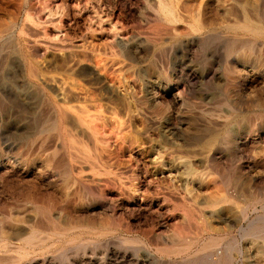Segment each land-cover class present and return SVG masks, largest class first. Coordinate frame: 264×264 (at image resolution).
<instances>
[{"label": "rangeland", "instance_id": "rangeland-1", "mask_svg": "<svg viewBox=\"0 0 264 264\" xmlns=\"http://www.w3.org/2000/svg\"><path fill=\"white\" fill-rule=\"evenodd\" d=\"M24 3L42 75L0 2V264H264V92L227 28L264 31V0Z\"/></svg>", "mask_w": 264, "mask_h": 264}, {"label": "bare ground", "instance_id": "bare-ground-1", "mask_svg": "<svg viewBox=\"0 0 264 264\" xmlns=\"http://www.w3.org/2000/svg\"><path fill=\"white\" fill-rule=\"evenodd\" d=\"M25 1H27V0H18L17 1V3L15 2V1H13V0H9V2H7L6 0H0V2L2 3V5H3V8L4 9H7V8H10V25L8 26V27H6V28H4L1 32L3 33V32H5V30H7L8 31V29H9V31H10V35H11V37H12V39L15 41V44H16V46L14 45V50L13 51H15V53H16V55H18V61H19V63H20V65H19V72H20V77H19V82H21V83H29V84H31V83H34V82H36V81H39L40 80V75H42V74H40V71H41V67H40V65H39V62H38V58H39V56H42V51H41V48H39V47H37V46H34V45H36V44H34V45H32V44H30V45H32V46H29V45H25L24 43H22V38L20 39V36L18 37V36H16V31L18 30V29H20V31L23 33V31H24V24H23V22H22V24H21V26H20V18H19V16H20V14H21V6L22 5H24L25 3ZM33 1V0H32ZM112 1V0H111ZM115 1V0H114ZM117 1V0H116ZM120 1V0H119ZM22 3H24V4H22ZM28 3V2H27ZM118 3V2H117ZM116 4V3H115ZM120 4V3H119ZM24 6H26V5H24ZM23 6V7H24ZM35 7H36V4L35 3H32L31 5H30V10H34L35 9ZM38 7V6H37ZM235 7V6H234ZM162 8L164 9V11H165V13H166V15L167 16H172V13H170V10H169V8L167 7V6H165L164 5V7L162 6ZM38 9V8H37ZM36 10V9H35ZM23 11V10H22ZM26 11V10H25ZM38 11V10H37ZM249 12V11H248ZM29 13V12H28ZM33 13H34V11H33ZM39 14V13H38ZM248 14V13H247ZM29 15V17L31 16V13H29L28 14ZM175 15V14H174ZM251 15V14H250ZM3 16V15H2ZM36 16H38V15H36ZM252 17H253V15H251ZM255 16V15H254ZM251 17V18H252ZM26 18V17H25ZM34 18V17H33ZM255 18V17H254ZM254 18H252V19H254ZM23 21H24V18H21ZM28 19V18H27ZM38 18H36V20H37ZM232 19V18H231ZM257 19V18H256ZM255 19V20H256ZM26 20V19H25ZM32 20H34V19H32ZM177 20V19H176ZM233 20V19H232ZM257 20H259V19H257ZM77 21V20H76ZM30 22H31V20H30ZM36 22V21H35ZM200 22V21H199ZM263 22V21H262ZM31 24H34V23H31ZM77 25H78V23H77ZM29 26V25H28ZM73 26H75V25H73ZM196 26V25H195ZM197 26H200V25H197ZM79 28H81V26H78ZM30 28V27H29ZM227 28L229 29V30H233V31H244V32H247L248 34H250V36L251 37H249L248 39H245V40H243V41H239L237 44H235L236 45V47L234 48V52L236 53V57H237V59L238 58H242L244 55L242 54L243 52H242V48L244 47V46H246L247 48H248V52L247 53H245V54H247V56L249 57L248 59H247V63H248V67H249V69H250V72H248L249 70H246L245 69V71L247 72V75L245 76L246 77V81H248V83H249V86L251 87V89L253 88V87H259V89L262 91V92H264V63H262V61L264 62V31L261 29V27H260V25H258V23H256V22H254V21H251L250 19H247L246 20V22L244 23V24H238V25H229V26H227ZM31 29V28H30ZM42 29V28H41ZM69 29V28H68ZM74 29V28H73ZM78 29V28H77ZM32 31L34 30L33 28L31 29ZM30 30V31H31ZM36 30V29H35ZM35 30H34V32H32V35H35V34H33V33H36L35 32ZM40 30V29H39ZM81 30H84V29H81ZM207 30H208V28H207ZM29 31V30H28ZM37 31V30H36ZM71 31V30H70ZM77 32H79L78 30H76ZM199 31H201V30H199ZM39 32V31H38ZM73 32V31H72ZM7 33V32H6ZM19 33V32H18ZM26 33V32H25ZM40 34V33H39ZM76 34V33H75ZM79 34H80V32H79ZM244 34V33H243ZM4 35H6V34H4ZM8 36H9V34H7ZM31 35V34H30ZM233 35H235V36H237V34H233ZM45 36V35H44ZM72 36V35H71ZM74 36V35H73ZM158 36V35H157ZM239 36H241V35H239ZM244 36V35H243ZM31 37V36H30ZM33 37V36H32ZM5 38V37H4ZM73 38V37H72ZM26 41H27V39H25ZM241 40V39H240ZM238 40H236V42H237ZM25 42V41H24ZM29 42V41H28ZM31 42V41H30ZM7 43V42H6ZM9 43V42H8ZM12 43H13V41H12ZM11 43V44H12ZM32 43V42H31ZM33 43H35V42H33ZM232 43V42H231ZM10 44V45H11ZM45 44V43H44ZM1 45V44H0ZM4 45V44H3ZM120 45V44H119ZM5 46V45H4ZM3 46V47H4ZM7 46V45H6ZM9 46V45H8ZM87 46V45H86ZM11 47V46H10ZM61 47V46H60ZM68 47V46H67ZM84 47L85 46H83V49H84ZM232 47V46H231ZM245 47V48H246ZM1 48V47H0ZM5 48H8V47H5ZM69 48V47H68ZM72 48H73V46H72ZM88 48V47H87ZM100 48V47H99ZM237 48H239V49H237ZM57 49H59V48H57ZM83 49H81V50H83ZM90 49V48H89ZM101 50H102V48H100ZM4 50V49H3ZM9 50V49H8ZM43 50V49H42ZM45 50V49H44ZM55 50V49H54ZM73 50H75V49H73ZM94 50V49H93ZM107 50V49H106ZM84 51H86V49L84 50ZM84 51H82V52H84ZM90 51L91 50H89V53H90ZM96 51L97 52H99L98 50H95V53H96ZM7 52V51H6ZM45 52V51H44ZM92 52V51H91ZM101 53H102V51H100ZM99 52V53H100ZM104 52V51H103ZM15 53H14V55H15ZM86 53V52H85ZM87 53H88V51H87ZM107 53V52H106ZM63 54H65V53H63ZM15 55V56H16ZM44 55V54H43ZM106 55V54H105ZM1 56V55H0ZM10 56V55H9ZM47 56V55H46ZM66 55H64V57H65ZM82 56V55H81ZM85 56H88V55H84V57ZM91 56V55H90ZM107 56V55H106ZM7 57H8V55H7V53L5 54V53H3L2 54V56L0 57L1 58V60L2 61H0L1 62V64H2V66L4 65L3 63L7 60ZM12 57H13V55H12ZM68 57H70L69 55H68ZM105 57V56H104ZM16 58H17V56H16ZM47 58V57H46ZM66 58H67V56H66ZM81 58V57H80ZM96 58H98V56L96 57ZM106 58V57H105ZM49 59V58H48ZM85 59V58H84ZM88 59H89V57H88ZM98 59H100V58H98ZM102 59V58H101ZM237 59L235 58V60H234V64H236L238 61H237ZM243 59V58H242ZM9 60V59H8ZM73 60V59H72ZM90 60V59H89ZM89 60H88V62H89ZM4 61V62H3ZM69 61V60H68ZM76 61V60H75ZM87 61V60H86ZM91 61V60H90ZM3 62V63H2ZM7 62V61H6ZM74 62V61H73ZM100 62V61H99ZM240 62H242V61H240ZM42 63H44V62H42ZM54 63V62H53ZM101 63V62H100ZM105 63V62H104ZM108 63V62H107ZM239 63V62H238ZM10 64V63H9ZM15 64V63H14ZM62 64V63H61ZM63 64H65V63H63ZM77 64V63H76ZM102 64V63H101ZM106 64V63H105ZM261 64H263V65H261ZM74 65V64H73ZM52 66V65H51ZM58 65H56V67H57ZM61 66V65H60ZM237 66H238V64H237ZM236 66V67H237ZM0 67H1V65H0ZM15 67V66H14ZM49 67V66H48ZM53 67V66H52ZM235 67V66H234ZM240 67V66H239ZM16 68V67H15ZM43 68H45V67H43ZM80 68V70H81V68L82 67H79ZM244 68V67H243ZM59 69V68H58ZM1 70V69H0ZM48 70V69H47ZM240 70V69H239ZM244 70V69H243ZM242 70V71H243ZM2 71V70H1ZM240 72V71H239ZM5 73V72H4ZM90 72H88V74H89ZM241 73V72H240ZM243 73V72H242ZM241 73V74H242ZM236 74V73H235ZM0 75H1V73H0ZM79 75V74H78ZM98 75V74H97ZM6 76V75H5ZM9 76V75H8ZM18 76V75H17ZM82 76V75H81ZM85 76V75H84ZM15 77V76H14ZM46 76H43V80L45 79V82H46V78H48V77H46ZM68 77V76H67ZM244 77V76H243ZM16 78V77H15ZM50 78V77H49ZM55 78V77H54ZM241 78V77H240ZM10 79V78H9ZM51 79V78H50ZM66 79V78H65ZM68 79V78H67ZM242 79V78H241ZM13 80V79H12ZM49 80V79H48ZM47 80V81H48ZM59 80V79H58ZM76 80V79H75ZM14 81V80H13ZM57 81V80H56ZM60 81V80H59ZM68 81H69V79H68ZM241 81V80H240ZM44 82V81H43ZM48 82H50V81H48ZM89 82V81H88ZM18 83V82H17ZM63 83V82H62ZM4 84V83H3ZM42 84V83H41ZM9 85V84H8ZM27 85V84H26ZM246 85V84H245ZM30 87H31V85H30ZM246 88V87H245ZM249 88V87H248ZM250 91V90H249ZM253 91H254V88H253ZM252 91V92H253ZM246 102H247V100H246ZM263 104H264V101H263ZM123 106V105H122ZM60 108V107H59ZM128 108H129V106H128ZM237 109V108H236ZM250 111V110H249ZM59 112H61V108H60V111ZM59 112H57V114L59 113ZM63 112V111H62ZM82 112H83V109H82ZM86 112V111H85ZM85 112H83V113H85ZM128 112H129V110H128ZM135 112V111H134ZM241 112V111H240ZM80 113H81V111H80ZM87 113V112H86ZM90 113V112H89ZM131 113V112H130ZM58 115H60V114H58ZM58 115H57V118H58ZM88 115V114H87ZM63 115H61V117H62ZM240 116V115H239ZM61 117H60V119H61ZM64 117V116H63ZM79 117V116H78ZM131 117V116H130ZM129 117V118H130ZM241 117V116H240ZM65 119H66V116L64 117ZM64 118L63 119H61V120H64ZM87 118V117H86ZM236 118V117H235ZM239 119V118H238ZM58 120V119H57ZM89 120V119H88ZM66 121V120H65ZM56 122V123H55ZM54 122V128H55V130L56 129H58V126H60V123H59V121H55ZM62 122V121H61ZM234 122V121H233ZM63 123H64V121H63ZM63 125V124H62ZM171 125V124H170ZM236 125H238V121L236 122ZM61 127V126H60ZM75 127H78V126H75ZM74 127V128H75ZM233 127V126H232ZM62 129V128H61ZM78 129H79V127H78ZM137 130V129H136ZM86 131V130H85ZM84 131V132H85ZM129 131V130H128ZM236 131V130H235ZM79 132V131H78ZM81 132V131H80ZM243 132V131H242ZM249 132V131H248ZM248 132H245V133H248ZM86 133H88L87 131H86ZM85 133V134H86ZM250 133V132H249ZM80 134V133H79ZM240 134V133H239ZM251 134V133H250ZM247 135V134H246ZM249 135V134H248ZM89 136H90V134H89ZM89 136H88V138H89ZM80 137V136H79ZM84 137V136H83ZM264 137V136H263ZM85 138V137H84ZM91 138V137H90ZM237 138V137H236ZM260 138V137H259ZM86 139H87V137H86ZM240 139H242V138H240ZM247 139H249V138H247ZM246 139V140H247ZM260 139H262V138H260ZM215 140V139H214ZM251 140V139H250ZM259 140V139H258ZM88 141V140H87ZM90 142H91V140H89ZM93 141V140H92ZM216 141V140H215ZM256 141V140H255ZM89 142V143H90ZM213 142V139H212V141H209L208 143L209 144H211ZM254 142V141H253ZM259 142V141H258ZM264 142V141H263ZM92 143V142H91ZM238 143V142H237ZM255 143V142H254ZM93 144V143H92ZM190 144V143H189ZM242 144H244V143H242ZM250 144V143H249ZM89 145H91V144H89ZM216 145V144H215ZM213 147V146H212ZM242 147H243V145H242ZM93 148H94V145H93ZM92 148V149H93ZM236 148V147H235ZM245 148V147H244ZM95 149H99V148H95ZM242 150H244L243 148H241ZM210 150V149H209ZM190 151V150H189ZM237 151L240 153V148H239V146H237ZM97 152V151H96ZM100 152H102V151H100ZM177 152V151H176ZM215 152V151H214ZM180 153H181V151H180ZM187 153V152H186ZM203 153V152H202ZM185 154V153H184ZM242 154V153H241ZM206 157V156H205ZM213 158H215V157H213ZM264 158V157H263ZM177 159V158H176ZM209 159V158H208ZM217 159V158H216ZM186 161H188V160H186ZM216 161V160H215ZM262 161V160H261ZM176 168H178V164H177V167ZM264 169V168H263ZM263 175V174H262ZM261 175V176H262ZM263 177V176H262ZM259 178V177H258ZM257 179V178H256ZM255 179V180H256ZM236 190V189H235ZM234 190V191H235ZM36 194V193H35ZM256 195V194H255ZM235 198L236 199H238L239 197H241V196H239V194H238V192L236 191L235 192ZM27 197V196H26ZM27 199V198H26ZM60 203V202H59ZM58 202L56 203V202H53V204L54 205H60ZM234 203V202H233ZM237 205V208H239L238 206H239V204H236ZM249 205V204H248ZM254 206H255V203H251L248 207H246L244 210H242L243 212H242V216H243V219H244V221H246V220H248L249 219V215H250V211H249V209L251 208H254ZM241 208V207H240ZM239 210V212L241 211L240 209H238ZM237 210V211H238ZM241 215V214H240ZM257 221H253L252 220V222L250 223L253 227H255L257 224H261V225H263L264 226V216L262 217V218H258V219H256ZM36 222V221H35ZM34 222V223H35ZM247 222V221H246ZM33 223V224H34ZM250 225V226H251ZM33 226V225H32ZM41 227V225L38 227V228H40ZM56 229H57V227H55ZM2 241V240H1ZM4 243V242H3ZM3 245V244H2ZM8 247V246H7ZM5 248V247H4ZM3 248V249H4ZM2 249V248H1ZM24 252V251H23ZM174 252V251H173ZM21 253V252H20ZM27 253V252H26ZM26 253H24L25 255H26ZM170 253H172V252H170ZM28 254V253H27ZM25 255H24V257H25ZM29 255V254H28ZM19 257V256H18ZM23 257V256H22ZM19 260V259H18ZM12 262V261H11Z\"/></svg>", "mask_w": 264, "mask_h": 264}]
</instances>
